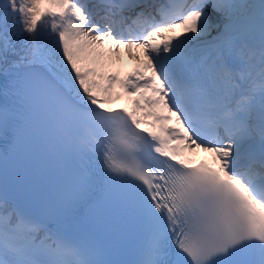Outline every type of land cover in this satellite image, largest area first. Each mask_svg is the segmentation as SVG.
<instances>
[{
    "label": "snow or ice",
    "instance_id": "snow-or-ice-1",
    "mask_svg": "<svg viewBox=\"0 0 264 264\" xmlns=\"http://www.w3.org/2000/svg\"><path fill=\"white\" fill-rule=\"evenodd\" d=\"M0 97V264H264V0H3ZM41 125L68 168L13 195Z\"/></svg>",
    "mask_w": 264,
    "mask_h": 264
},
{
    "label": "bare ground",
    "instance_id": "bare-ground-1",
    "mask_svg": "<svg viewBox=\"0 0 264 264\" xmlns=\"http://www.w3.org/2000/svg\"><path fill=\"white\" fill-rule=\"evenodd\" d=\"M136 68V61L130 60L127 58V55L123 57V61L121 64L116 65V68L114 70H118L119 74L123 77L124 75L128 74L129 71H133ZM127 98L125 97L121 101H119L114 107L121 108V107H130ZM207 156V154L200 152L198 153L194 159L197 161L200 157Z\"/></svg>",
    "mask_w": 264,
    "mask_h": 264
}]
</instances>
